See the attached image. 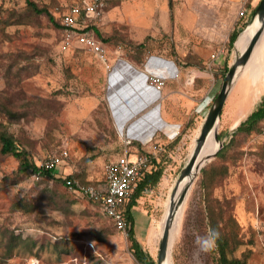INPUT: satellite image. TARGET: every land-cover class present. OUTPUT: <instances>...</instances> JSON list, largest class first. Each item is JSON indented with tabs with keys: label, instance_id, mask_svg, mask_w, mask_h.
<instances>
[{
	"label": "rangeland",
	"instance_id": "1",
	"mask_svg": "<svg viewBox=\"0 0 264 264\" xmlns=\"http://www.w3.org/2000/svg\"><path fill=\"white\" fill-rule=\"evenodd\" d=\"M34 1L59 20L80 0ZM253 1L239 20L237 45L231 46L235 18L227 0H108L94 23L106 48L104 63L83 48H63L59 28L45 14L24 10L26 0H0V19L7 20L0 21V100L21 114L9 128L37 165L65 145L68 156L56 173L81 181L102 178L103 164L125 148L127 138H120L103 99L104 71L115 56L141 62L149 53L175 57L184 49L190 59L193 45L210 42L211 52L225 47L210 69L209 57L204 64L213 72L204 114L190 120L192 126L184 127L174 146L155 137L138 149L164 161L160 183L144 192L134 208L137 237L155 261L169 197L222 86L224 65L230 68L245 46L241 37L260 0ZM195 64L203 67L200 61ZM262 97L264 32L230 85L217 124L220 141L229 140ZM0 119L8 120L1 108ZM234 139L224 156L203 165L211 169L207 185L201 183L202 166L184 196L171 225L172 264H214L215 247L203 252L197 245L198 237L212 231L211 221L229 238V257L249 252L247 264H264V122L259 131ZM131 144L126 148L134 150ZM17 166L15 157L0 154V264H139L127 235L93 202L54 179L32 173L14 177Z\"/></svg>",
	"mask_w": 264,
	"mask_h": 264
},
{
	"label": "crops",
	"instance_id": "2",
	"mask_svg": "<svg viewBox=\"0 0 264 264\" xmlns=\"http://www.w3.org/2000/svg\"><path fill=\"white\" fill-rule=\"evenodd\" d=\"M227 1L231 4L229 11L235 18L232 32L234 29L242 28L239 20H243L244 17H238V11H235L239 0ZM250 2L252 7L254 1ZM104 13L105 10L102 15ZM94 23L96 20L92 18L87 20V27L100 38L99 30ZM192 23L187 25L190 26ZM234 43L237 45L236 39ZM191 48L193 52L190 59L185 58L184 49L179 50L182 54L175 57L162 53H149L141 62L115 56L111 60V68L104 71L103 99L106 109L120 138L129 139L131 146L136 150L147 146L155 137L170 142L178 137L182 138L186 124L193 117L196 119L195 116H200L206 111L211 97L213 72H210L204 64L213 44L205 42L202 45H193ZM197 61H200L203 67H198L195 64ZM149 74H157L164 79V85L160 90L147 82ZM103 180L104 171L102 178L85 181L100 185Z\"/></svg>",
	"mask_w": 264,
	"mask_h": 264
},
{
	"label": "built area",
	"instance_id": "3",
	"mask_svg": "<svg viewBox=\"0 0 264 264\" xmlns=\"http://www.w3.org/2000/svg\"><path fill=\"white\" fill-rule=\"evenodd\" d=\"M108 0H80L70 4L60 15V36L63 48L80 47L93 53L106 63V48L88 27L87 20L101 18ZM248 0L238 1V17L246 13ZM225 51L223 45L216 47L209 55L207 67L210 69L218 56ZM147 82L160 90L164 79L157 74H149ZM130 144V140H126ZM125 148L120 155L103 164L104 180L102 184L84 183L71 177L65 178L67 189L98 202L100 210L112 220L119 231L125 232L126 222L122 207L132 192L136 182L149 170L153 154ZM68 156L67 149L61 146L57 152L46 158L41 166L57 170ZM65 176V175H63Z\"/></svg>",
	"mask_w": 264,
	"mask_h": 264
},
{
	"label": "trees",
	"instance_id": "4",
	"mask_svg": "<svg viewBox=\"0 0 264 264\" xmlns=\"http://www.w3.org/2000/svg\"><path fill=\"white\" fill-rule=\"evenodd\" d=\"M248 5L250 7V2ZM254 9L255 6L252 8V10L254 11ZM24 10L35 14H45L48 17V19L57 28H59L60 31L61 26L59 20L55 19L53 14L49 11V9L46 6H40L34 0H26V7L24 8ZM14 12L16 11L11 12V15H14ZM0 21L6 22L7 20L6 18H3L0 19ZM246 23L247 21L244 23V25ZM240 30L241 28L234 29L230 33L229 44L231 46L234 45L235 39L238 38ZM226 62L227 61L225 60V63ZM228 69L229 66L226 63L224 65L223 75L228 71ZM0 108L7 113V118H8V120L0 119V154L5 156H13L18 160V166L14 170L13 176L20 177L21 175H25V174H31V173L38 174L39 176L42 177H47L50 179L60 181L61 184L64 186V188L67 189L65 185V178L66 177L75 178V176L72 174H67L65 176L57 175L56 170L46 169L43 166L37 165L35 162H33L28 156L29 155L28 151L24 148H21L17 137L9 128V124H11V122L13 121L12 118H17L18 116H20L21 115L20 112H18L17 109H13L12 107H9L4 100H0ZM261 122H264V97H262V100L259 102V104L244 119L238 122L234 130L231 132L229 140L227 142L221 141L222 147L218 149L215 156L225 155L228 146L232 145L235 140L234 135L238 133L248 134L254 131H259ZM190 126H192V122L189 121L186 124L185 128L188 129ZM217 135L219 140L222 139L220 133H218ZM179 139L180 137L174 139L173 141L170 142V145L174 146ZM140 149L141 148H139V150ZM162 160L159 159L156 161L154 158H152L150 162L149 170H147L144 173V175L136 182V185L134 186L132 192L130 193L129 197L127 198L125 204L122 207L123 217L126 222L125 232L127 235V239L129 241V250L131 251L133 257L139 264H156V261L145 250V248L142 246L140 240L137 237L136 221L132 210L134 207L138 205L139 199L142 197L144 192L152 188H155L158 185L164 171V165H163L164 161ZM201 173H202L201 183L203 186H206L207 185L206 179L208 174L211 173V169H208L203 166L201 168ZM6 178H12V176H6ZM79 181L84 183H89L86 181H81V180ZM89 200L93 202L97 207H99L97 201H94L92 199ZM113 226L118 230L115 224H113ZM210 228L211 230H215L216 232L219 233V238L217 239L215 246L216 256H215L214 264H247L249 258V252H243L240 256L229 257L228 255V252L230 250L229 238L227 237L226 234H223L219 230L217 222L211 221Z\"/></svg>",
	"mask_w": 264,
	"mask_h": 264
},
{
	"label": "water",
	"instance_id": "5",
	"mask_svg": "<svg viewBox=\"0 0 264 264\" xmlns=\"http://www.w3.org/2000/svg\"><path fill=\"white\" fill-rule=\"evenodd\" d=\"M255 15H258L260 17L261 24H260L259 28L252 35V37H251L248 45L246 46V48L238 55V57L234 60L233 64L228 69V71L224 77V80L222 82V86H221L219 92L217 93V95L215 96V98H214L212 104L210 105L209 110L205 116V119H204V122L201 126L199 135L196 138L194 148H193L190 156L188 157V160L186 161V163L182 167L178 179H180L181 177H183L186 174H189L191 172V170L193 169V167L196 165L197 156L202 149V146L204 144L207 132L217 121H219L222 106H223L225 98L228 94L230 85H231L232 81L234 80V75H235L236 69L238 67H241L242 65H244L247 62L256 41L260 38L262 32H264V0H260L258 2V5L256 6L254 13L252 15L251 21L253 20ZM216 138L219 142V147H218V149H219L220 147H222V142L218 139L217 134H216ZM218 149H217V151H218ZM216 152L212 155V157L215 156ZM198 169L200 170V168H198ZM196 174H195V176H196ZM178 179H177V181H178ZM192 179H193V177H192ZM188 185L181 192V194H180V196L176 202L175 207L178 204H180V202L182 201ZM172 193H173V190H172ZM173 211H174V208H170V211L168 212L166 219H165L163 232H162L161 239L159 242L156 264H161L163 258L165 257V255L167 253L168 238H169V227H170L169 225H170V221L173 217Z\"/></svg>",
	"mask_w": 264,
	"mask_h": 264
},
{
	"label": "bare ground",
	"instance_id": "6",
	"mask_svg": "<svg viewBox=\"0 0 264 264\" xmlns=\"http://www.w3.org/2000/svg\"><path fill=\"white\" fill-rule=\"evenodd\" d=\"M260 24H261L260 17L258 15H255L254 18H253V20L246 26V28H248V29L244 31V34H243L244 36L241 37V40H243V42H245L244 43L245 46L243 48H241L242 51L246 48V46L248 45V43H249L252 35L259 28ZM244 65H242L241 67H238L236 69L235 75L237 74V72L239 71V69L242 68ZM235 75H234V77H235ZM217 124H218V121L207 132V135H206L204 144L202 146V149H201L200 153L197 156V163H196V165L193 167V169L191 170V172L189 174H186L183 177H181L180 179H178V181L174 185L173 193H171V195L169 197V202H168V205H167V208H166L165 217H164V220H163L161 235H162V232H163V227H164L165 219H166V216H167L168 212L170 211V208H174V211H173V217H172V219L170 221V225H169L170 227H169V238H168L167 253H166L165 257L163 258L161 264H172V262H171V255L168 252V249H169V239H170V234H171V225H172V222L174 220V217L176 216L177 212L179 211V209L181 207V204H182V201H183L184 197H183L182 201L180 202V204H178L175 207L176 202H177V200H178L181 192L184 190V188L189 184L188 187H187V190H186V192H187L189 190V188L191 187L192 182H193V179L195 178V174L199 170L198 168H201L205 164V162L209 158L212 157V155L217 151V149L219 147V142H218V140L216 138V134H217ZM194 145H195V143H194ZM193 148H194V146H193ZM193 148H192V150H193ZM192 150H191V152H192ZM207 150L209 152L206 153V154H204L203 156H201V153L204 152V151H207ZM191 152H190V154H191ZM192 177H193V179H192ZM186 192H185V194H186ZM148 235L149 234L147 233V238H148ZM148 243H149V245H151L150 242H149V240H148Z\"/></svg>",
	"mask_w": 264,
	"mask_h": 264
},
{
	"label": "clouds",
	"instance_id": "7",
	"mask_svg": "<svg viewBox=\"0 0 264 264\" xmlns=\"http://www.w3.org/2000/svg\"><path fill=\"white\" fill-rule=\"evenodd\" d=\"M218 238L219 233L215 230H212L206 236L198 237L197 245L201 251L208 252L215 247Z\"/></svg>",
	"mask_w": 264,
	"mask_h": 264
}]
</instances>
